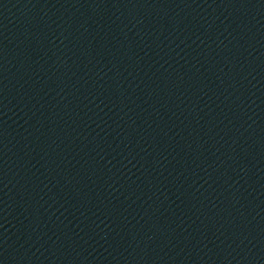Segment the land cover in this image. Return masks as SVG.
Returning a JSON list of instances; mask_svg holds the SVG:
<instances>
[{"label": "water", "instance_id": "obj_1", "mask_svg": "<svg viewBox=\"0 0 264 264\" xmlns=\"http://www.w3.org/2000/svg\"><path fill=\"white\" fill-rule=\"evenodd\" d=\"M0 264H264V0H0Z\"/></svg>", "mask_w": 264, "mask_h": 264}]
</instances>
